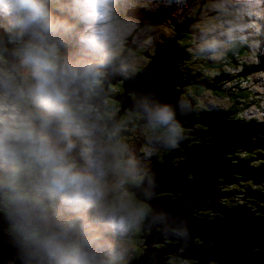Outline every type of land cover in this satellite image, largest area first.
Segmentation results:
<instances>
[{
  "label": "clouds",
  "instance_id": "clouds-1",
  "mask_svg": "<svg viewBox=\"0 0 264 264\" xmlns=\"http://www.w3.org/2000/svg\"><path fill=\"white\" fill-rule=\"evenodd\" d=\"M132 6L125 0H0V246L8 250L3 264H130L138 247L133 238L150 216L152 204L138 191L146 169L118 134L125 126L123 113L133 114L145 139L166 144L174 152L182 151L185 142L209 145L211 133L203 140L196 134L205 130L199 127L204 124L178 114L180 102L190 94L196 97L195 117L215 112L229 123L264 124V73L245 81L260 105L243 106L240 110L246 118L235 117L210 83L187 90L175 84V101L165 96L151 108L137 105L130 91L132 104H117L125 92L131 61L150 63L157 48L169 42L186 56L195 46L205 63L236 62L237 71L248 72L264 68L259 41L253 39L264 33V0L207 5L211 12L193 20L189 26L193 31L182 35V42L177 35L185 32L176 29L175 12L158 0L151 9L158 19L150 26L156 44L147 50L132 47L133 30L143 27L138 17L129 14L142 9ZM161 24L175 25L176 32L165 34ZM240 43L252 47L242 57H229ZM186 59L177 60L176 68L181 69ZM258 138L264 140V131L249 137L253 142ZM257 147L251 154L264 155V147ZM139 151L149 154L152 149L142 144ZM231 155L224 157L231 164L245 159L254 169L264 165V157ZM177 156L170 160L174 167L181 162H173ZM192 167L193 171L182 169L186 175L181 180L194 178L198 165ZM239 181L242 190L227 184L219 192L240 196L219 198L217 203L229 210L244 205L253 218L264 219L254 204L241 199L249 179ZM262 184L252 189L264 193ZM192 206L181 208L183 222L173 224L170 235L159 242L165 248L178 247L180 237L188 235L198 245L207 240L214 249L215 240L194 234L192 223L194 218H222V211L208 208L211 214L207 207ZM252 251L261 250L255 246ZM228 261L224 257V264ZM192 264H199L198 258H192ZM207 264L222 262L212 251Z\"/></svg>",
  "mask_w": 264,
  "mask_h": 264
},
{
  "label": "water",
  "instance_id": "water-1",
  "mask_svg": "<svg viewBox=\"0 0 264 264\" xmlns=\"http://www.w3.org/2000/svg\"><path fill=\"white\" fill-rule=\"evenodd\" d=\"M135 10L136 9L130 10L129 14L144 21L141 15H136L134 13ZM189 22L190 21L187 19L183 21V23H177L176 29L188 32L186 27ZM176 29L174 30L176 31ZM181 33L177 35L178 40L182 38L183 34ZM183 57H187L186 52H184L183 49H178L174 42H169L158 47L156 55L152 58L151 62L147 63L142 69L143 71L136 72L134 76L126 79L123 85L125 92L119 97L117 102L131 105V98L125 94L129 91L135 93V102L141 107L147 106L151 108L158 100L165 96L175 101V94L172 91L173 85L179 84L183 86L186 81H189V77H185L186 81L182 82L184 76H182V72L178 71L176 68L177 60ZM260 59L262 61L261 67H264V56H261ZM201 63L205 65V67H220L217 66L215 62L207 61V63ZM254 69H256L255 72L257 73H264V68ZM184 73L187 74V76H191L188 71ZM220 73L222 74L221 76H223V74L227 75V73H223L222 70H220ZM219 79H221V77L216 79V82L220 81ZM190 80H195V77H191ZM199 83L207 84L201 81H199ZM213 88L220 90L217 84L214 85ZM181 102L178 114L187 117L190 122L194 115L192 103H187L186 100ZM198 120L206 127L208 126V130L197 131L196 134L203 138L208 136L205 135L206 133H211L213 138H210L209 142L211 141L213 144L208 146L204 144L190 147L182 146V149H184L182 155L185 156L186 159L181 165L179 164L175 167L169 164L173 154L162 157L164 163H154L153 167L148 171V176H145L143 184L138 189L140 194L151 202L153 212H151L150 216L145 221L141 231L143 232V236L140 237L145 238L143 245H146L147 248L143 250V255L130 261V264H165L162 260L166 258H163L162 254H172L171 252H175L177 256L183 258L189 259L195 257L198 258L199 264H207V259L212 251L216 253V258L221 260L222 264H224V257L226 256L229 257L228 264H264V219L259 217L253 218L252 211L248 212L249 207L244 205H237L233 207L234 210H229V207L224 208L220 203H217V199L219 198L233 196V194H241L219 192V190L227 184H238V180L245 181L248 179L255 185L259 182H264V165H261L257 169L250 170L246 169L248 168V160L240 164H231L229 162L231 159L224 158L231 152V146L235 149L243 148L250 153L253 150L255 151V147L257 146L264 147V140L258 138L253 142L249 139V137L255 135L256 132L264 131V124L258 125L249 123L246 126L240 125L239 123L232 124L227 122L223 115L219 113H204L200 115ZM132 125L133 124H130L129 126L132 127ZM118 134L131 135L129 130H121ZM220 141L223 142V144H221L222 146L219 144ZM225 148L229 150V153L225 151ZM262 149L264 150V148ZM255 155L264 157L262 154ZM252 159L255 160V158ZM262 159L264 160V158ZM193 165H198L197 169L194 171V178L192 180H181L178 176L186 175L181 168L193 171L191 170ZM232 174L242 175V178L235 179ZM156 184H158V186H155ZM217 185H219V187H216ZM262 185L264 188V184ZM244 189L246 190V192L243 193L245 196L241 199L249 197L253 200L250 203L257 207L256 210L263 213L264 206L257 204L255 199L264 203V193L254 191L251 186ZM164 191L172 192V196H176L175 194H177V192H181V195L179 197L177 196L175 199H169L172 197L169 196L168 199H164V201L153 197L154 194ZM189 194H194V196H190ZM218 194H220L221 197H218ZM195 197L201 198L202 201H199L198 198ZM190 200H192V202H190ZM205 200H209L207 205H203ZM198 203L202 204L198 205ZM185 204H193L192 207L197 210H203L199 207L204 206L213 212L220 213V211H222V218L216 216V218L211 221L194 218L192 223L194 234L215 240L214 249L207 240L204 245H194L195 243H193V240L188 235L180 237V245L178 247L164 249L151 248V244L159 243L164 239L162 236L170 235L167 228H170L173 224L183 222L184 217L181 208L184 207ZM191 211L192 210H189L190 213ZM229 223H232L233 226ZM236 225H240L241 227L237 228ZM155 227H159L160 230H156ZM145 229H149V234L144 233ZM227 235L231 238H228ZM255 246H259V248H263V250L253 252L252 248ZM178 249H184V252L178 254ZM193 250H195V252H193ZM161 251H163V253H161ZM7 254V248L0 246V264H3V257Z\"/></svg>",
  "mask_w": 264,
  "mask_h": 264
},
{
  "label": "rangeland",
  "instance_id": "rangeland-1",
  "mask_svg": "<svg viewBox=\"0 0 264 264\" xmlns=\"http://www.w3.org/2000/svg\"><path fill=\"white\" fill-rule=\"evenodd\" d=\"M149 1L150 0H125V2L127 4H132L133 5L132 7H136L137 9H140L141 8L142 10L137 11L136 14H141V17L144 19V21H141L140 20V23H141V25H143V27L140 28L139 30H137V29H134L133 30L135 32V37L132 40V47L134 49H136V48H143V49H146L147 50V49H149V46H153V45L156 44V41H155V39L153 37V34L150 31V26H151V22L153 20H155L156 18H158V17H156L152 13V10H151L152 9V6L148 7V6H146L144 4L145 2H149ZM163 1L167 2V4H168V9L167 10L168 11L175 12V14H176V20L180 18L179 15L181 14L182 10H184V6L188 5V3H189V0H163ZM203 1L204 2H202L201 0H198L196 2L197 4H195L191 9H195V10L199 9L200 11H202L204 9H209V8L206 7L207 5H210V4L216 3V2H220V0H203ZM174 2H177V5H174ZM160 28H161V30L165 34H171V32H176L174 30L175 27L174 26L171 27V25L161 24L160 25ZM186 29H187V27H186ZM187 31H188V29H187ZM248 31H251V30L249 29ZM150 37H153V38H150ZM255 38H257V40L259 41L258 53L261 54V56H264V43H263L264 33H263V35H261V32L259 34L253 35V39H255ZM249 44H251V43H249ZM240 46H242V45H240ZM194 51H196V53L199 52L198 50L195 49V46H194ZM187 58L188 59L185 60L184 65H188V66L191 67L192 61L193 60H197L198 59V55L191 54V52H190L189 54H187ZM133 61H135V60H133ZM133 61H131L132 64L134 63ZM200 61L203 62V63H205L201 59H200ZM209 61L210 62H213L211 60H209ZM233 64H234V62H233ZM261 64H262V61H261ZM184 65H183V67L181 69H178V71L182 72V76H184V77L187 76V74L184 73L186 71H188V73L190 72L191 74H193L192 71L185 70L186 67H184ZM135 66L136 67H139L140 66L138 60H136ZM235 66L237 67V65L234 64L233 68H235ZM212 68H215L216 71H214V73H217V74L220 73V70H222L223 73H227V74H230L229 70H233V68L229 67L228 64H225V65L220 66V67H205V65H203L201 63L200 66H199V69L200 70L206 69V71H207V69H212ZM256 73L257 72L252 73L251 75L256 74ZM251 75H249V77ZM214 81L212 82V80L211 81H207L206 80V83H208V82L214 83ZM233 82H234V80H232L230 84H234ZM226 83H228V81L223 80V81H220L217 85L220 86L221 84H224V86H225ZM229 86H225L224 87V90L227 89L226 92H223L222 91V92H217V93H220V94L223 95V97L225 98V102L228 103L229 110L234 112L235 117H237V118H246L244 111L240 110V108L238 109V106H236V105H239L240 104V102L242 101V99L239 96H237L236 94L232 95L233 94V92L231 91V88L232 87H229ZM217 91H219V90H217ZM125 94L127 96H129L128 93H125ZM185 100H186L187 103H192V107H193L192 110H194V108H196V104L194 102H191V101H189L187 99H185ZM118 104H119V102H118ZM212 114H218V113L213 112ZM124 116H122V118H124ZM130 124H133V123H130ZM205 130L206 131L208 130V126L205 128ZM122 131H127V129L126 130H122ZM129 133H131V135H128V136L127 135H123L124 138H125V140H126V142H127V148H128V150L130 152H132L136 156H138L140 165L146 169V175H145L146 177L148 176V171H150V169L153 167V164L154 163L155 164H162V163H164V159L162 157H164L166 155H170L173 152V149L171 147H169L168 145L162 147L161 146V142H157L156 143V142H154V140H150L152 144H154V143L156 144V146L155 145L152 146V145H150L149 142L146 141L147 139H145L144 136L138 137L136 134H141V131L134 124L132 125V127L129 126ZM134 134H135V136H134ZM129 139H131V140L128 141ZM135 139H137V140H135ZM142 144L149 145V147L152 149V151L149 154H145L143 152L141 153L139 151V149H140V147H141ZM156 150H159L163 154H162L161 158L159 160H157V161H152V159H150V164L148 166V163H149L148 157H150ZM258 150L259 151H263L261 149H258ZM182 151L184 152V149H182ZM248 155H249V157L251 156V154H248ZM252 155H253V157L256 156L255 153L252 154ZM231 157L236 158L237 157V151L235 152L234 155H231ZM171 158H173V157H171ZM175 159H176V161H185L186 157L185 156H178ZM143 160H144V163L142 162ZM257 161L258 162L255 161V163H259V160H257ZM169 164H171L170 161H169ZM182 169H185V168H181V170ZM246 169L252 170L254 168L253 167L249 168V166H248V168H246ZM235 175H236L237 179L242 178V175H239V174H235ZM178 177H182V176H178ZM239 182L242 183V181H239ZM247 182L249 183V181H247ZM155 186H158V184H156ZM225 189H228V188L226 187ZM182 194H184V193H182ZM172 195H173L172 192L170 193V192L164 191V192H159V193L154 194L153 197L156 198V199H158V200H161L162 199V201H164V199H168V197L169 196H172ZM190 196H194V194H191ZM238 196H240V195L238 194ZM176 197H177V195L176 196H172L169 199H175ZM195 198H198V197H195ZM200 201H202L201 198H200ZM190 202H192V200H190ZM207 202H208V200H205L204 205H207ZM199 204H202V203H199ZM192 209H196V208H193L192 207ZM192 209H189V210H192ZM152 212H153V208H152ZM155 229L156 230H160L159 227H155ZM169 229L170 228H167V230H169ZM141 231H142V229L133 238V244L134 245H138V247L135 248L134 251H133V253H132V258L131 259H133V260L139 258L140 255H143L144 254V251L143 250L145 248H147L146 245H143L144 244V241H145V238H140V237L143 236V232H141ZM144 233H145V231H144ZM147 234H149V230L147 231ZM162 237L164 238L165 236H162ZM193 243H195V242L193 241ZM196 244L197 243H195L194 245H196ZM151 245H153V244H151ZM153 246L156 247V248H158V247L159 248H165L161 243H156ZM173 248H175V247H173ZM179 252L180 253L181 252H184V249H178L177 253L179 254ZM193 252H195V250H193ZM171 253L172 254L174 253V257L175 258L171 259V263L165 262V261L162 260L163 263H165V264H192V258L193 257H191V258L188 259V258H183V257L177 256V254L175 252H171ZM165 255L166 254H163V256H165ZM166 261H167V258H166Z\"/></svg>",
  "mask_w": 264,
  "mask_h": 264
},
{
  "label": "flooded vegetation",
  "instance_id": "flooded-vegetation-1",
  "mask_svg": "<svg viewBox=\"0 0 264 264\" xmlns=\"http://www.w3.org/2000/svg\"><path fill=\"white\" fill-rule=\"evenodd\" d=\"M198 0H189V3H188V5H186V6H184V10H182V12H181V14L179 15L180 16V18L179 19H177L178 21H183L184 19H188V21H190L189 22V24H188V32H185V33H183V36L184 35H188L190 32H192L193 30L189 27L190 26V24L193 22V20H195L202 12H211V10L210 9H204V10H202V11H200L199 9H197V10H195V9H191L195 4H197L196 2H197ZM202 2H204L203 0H201ZM174 5H177V2H174ZM172 6V5H171ZM170 6V7H171ZM182 36V37H183ZM179 41H181L182 42V40L180 39ZM239 45H242L241 47L239 46ZM239 45H237L232 51H230L227 55L229 56V57H232V56H235V57H237V58H239V57H242L246 52H248L250 49H251V44H249V43H240ZM241 49H242V51H243V53H242V51H241ZM192 54H196V55H198V59L197 60H193L192 61V63H191V67L189 66V70H191L192 72H193V74H191L190 72H189V74L191 75V76H186V77H189V81H186V78L185 77H183V79H182V82L183 81H186L185 83H184V85H183V87L185 88V90H187V88L188 87H199L200 86V83H199V81H201V82H206V80L207 81H211L212 80V82L214 81V83H211V82H208V83H210V84H214V85H216V84H218L221 80L223 81V80H226V81H228V83H226L225 84V86H229V87H232L231 88V91L233 92V94L232 95H234V94H236L237 96H239L241 99H242V101L240 102V104L239 105H236V106H238V109L240 108H242L243 106H245V105H248V104H251L253 107H256V108H259L260 107V105L259 104H257V103H255V100L256 99H258V97H254L253 96V94L251 93V91H250V89H248L247 87H246V85H245V81L249 78V75H251L252 73H255V70L256 69H253L251 72H248L247 71V69H246V71H244L243 69H240V71H237V67L235 66V68H233V66H234V64L235 65H237V63L236 62H234V64H231V65H229V67H231V68H233V70H229V72H230V74H223V76H221L222 74L221 73H219V74H217V73H214V71H216L215 70V68H212V69H207V71H206V69H203V70H200L199 69V66H200V64H201V61H200V57H201V53H196V51H194ZM261 55V54H260ZM139 62V61H138ZM242 62V61H241ZM139 64H140V66H139V68L141 67V66H143L145 63H142V62H139ZM187 65H184V67H186ZM137 71H138V69H137ZM137 71H135V72H133L132 74H134V73H136ZM197 72V73H196ZM191 77H195V80H190V78ZM219 77H221V79H219L220 81H218V82H216V79H218ZM232 80H234V84H230L231 83V81ZM224 84H221L220 86L218 85V87L220 88V90L219 91H217L216 89H214L213 88V90H214V92H226L227 91V89H225L224 90ZM223 87V88H222ZM192 92L193 93H195L196 92V89L195 88H193L192 89ZM187 100H189V101H191V102H194L195 104H196V97H195V95H193V94H190L189 96H188V98H187ZM118 103V102H117ZM182 103V102H181ZM183 104V103H182ZM198 109H196V108H194V114H195V112L197 111ZM125 113H131V112H125ZM204 113H208V112H204ZM204 113H202V114H204ZM132 114V113H131ZM133 115V114H132ZM123 116V115H122ZM200 118V116L199 117H195V115H193V118H192V120H190L191 122L192 121H194V120H198ZM134 125H136V123H135V120L132 122ZM199 127H204V126H202V125H199ZM206 128V127H205ZM129 130V128H124V130ZM198 132L199 131H201V130H197ZM209 133H206L205 135H208ZM138 137H142V136H144L143 134H136ZM134 136H135V134H134ZM137 137V138H138ZM213 136L211 135L210 136V138H212ZM201 138V137H200ZM205 137H203V138H201L202 140L204 139ZM131 139H129L128 141H130ZM135 140H137V139H135ZM147 142H150V140H146ZM211 144H213V142H209V145H211ZM150 145H152L153 146V144L151 143ZM155 146H156V144H155ZM161 146L162 147H164V146H167L166 144H163V143H161ZM183 146H186V147H190L186 142L183 144ZM192 146H194V145H192ZM170 147V146H169ZM175 151V149H173V152ZM172 152V154H173V156L174 155H181V156H183L182 155V151L181 150H177L176 152H174L173 153ZM142 153V152H141ZM162 152H160L159 150H156L150 157H148V159H149V163H148V166H149V164H150V159H152V161H157V160H159L160 158H161V156H162ZM144 156V155H143ZM146 156V155H145ZM178 157V156H177ZM177 157H175V158H177ZM143 163H144V160L142 161ZM174 163L175 162H177L176 161V159H174V161H173ZM182 162L183 161H181L179 164L181 165L182 164ZM191 170H193V167H191ZM246 192V190L245 191H243V193H245ZM246 195H248V194H246ZM244 196H245V194H244ZM244 199H246V202L247 201H249V202H252L253 200L252 199H250L249 197H245ZM198 200L200 201V198H198ZM249 202H247V203H249ZM199 204V203H198ZM204 205V204H203ZM209 210V209H208ZM209 212H211L210 210H209ZM219 213V212H218ZM262 215H264V210H263V213H262ZM259 217V216H258ZM260 218V217H259ZM169 248H173V247H169ZM163 253V252H162ZM165 257L167 258V262H169V263H171V259H173V258H175L174 257V253H173V255L172 254H170V255H168V256H166L165 255Z\"/></svg>",
  "mask_w": 264,
  "mask_h": 264
},
{
  "label": "trees",
  "instance_id": "trees-1",
  "mask_svg": "<svg viewBox=\"0 0 264 264\" xmlns=\"http://www.w3.org/2000/svg\"><path fill=\"white\" fill-rule=\"evenodd\" d=\"M158 2V0H150L149 2H145L144 4L146 5V6H148V7H150V6H153L155 3H157ZM165 4H167L165 1H163ZM168 5V4H167ZM168 9V8H167ZM183 21H185V19L183 20ZM182 21V22H183ZM176 22L177 23H182L181 21H178V20H176ZM173 25H171V27H172ZM171 33H175V32H171ZM179 42H181V41H179ZM192 45H190V47H191ZM150 47V46H149ZM160 47V46H159ZM156 48V47H155ZM192 52H194V49H193V51ZM192 52H191V54H192ZM134 63L132 64L133 65V67L131 68V70H130V72H129V75H128V77L130 78L131 76H134L136 73H134V74H132L133 72H135V71H137V69H138V71L137 72H141V71H143L142 69L147 65V63L146 64H144L143 66H141L140 68L139 67H136L135 66V62H136V60L135 61H133ZM185 70H189V66L187 65L186 66V68H185ZM191 71V70H190ZM126 81V80H125ZM124 81V82H125ZM124 85V84H123ZM118 104V103H117ZM124 118H122L123 120H124V123H125V125L126 126H124L121 130H124V128H129V125H130V123H132L133 121H134V117H133V115L131 114V113H124ZM126 141V140H125ZM219 144H220V146H222L221 144H223V142L222 141H220L219 142ZM230 150H231V152H233V155L235 154V152L237 151V157H248L249 158V156H248V154H251L250 152H248L247 150H245V149H243V148H238V149H235L233 146H231L230 147ZM225 151H227L228 153H229V150L227 149V148H225ZM230 152V153H231ZM229 153V154H230ZM251 156H252V154H251ZM250 156V157H251ZM138 157V156H137ZM242 162H247V160H245V159H241L240 161H238L237 163H235V164H240V163H242ZM233 164V163H232ZM237 185V187H239V190H242V188L239 186V184H236ZM244 185L245 186H248V185H250L251 187H256L255 186V184L252 182V181H249V183L248 182H244ZM244 186V187H245ZM263 187V186H262ZM262 187H261V189H262ZM238 189V188H237ZM209 213H211L212 214V212H209ZM236 227L237 228H240L241 226L240 225H236ZM225 234H226V232H225ZM227 237H228V235H227ZM158 249H161V248H159L158 247ZM162 249H164V248H162ZM169 254H167L166 256H168ZM131 260H133V259H131ZM187 263V262H186Z\"/></svg>",
  "mask_w": 264,
  "mask_h": 264
},
{
  "label": "bare ground",
  "instance_id": "bare-ground-1",
  "mask_svg": "<svg viewBox=\"0 0 264 264\" xmlns=\"http://www.w3.org/2000/svg\"><path fill=\"white\" fill-rule=\"evenodd\" d=\"M166 3H167V2H166ZM169 3H170V2H169ZM175 195H176V194H175ZM208 203H209V200H208L207 204H208ZM153 245H154V244H153ZM153 245H151L150 247H151V248H154V249H158V248L154 247ZM145 249H146V248H145ZM262 249H263V248H261L260 250H262ZM162 252H163V251H161V253H162ZM168 254H169V253H168ZM179 254H180V252H179ZM166 255H167V254H166ZM162 257H163V258H166L165 256H163V254H162ZM131 261H132V260H131ZM163 261L167 262L168 260L166 261V259H165V260H163ZM249 261H250V259H249Z\"/></svg>",
  "mask_w": 264,
  "mask_h": 264
}]
</instances>
